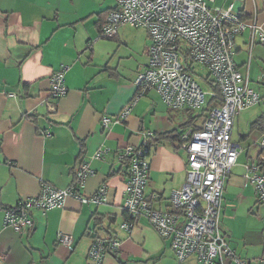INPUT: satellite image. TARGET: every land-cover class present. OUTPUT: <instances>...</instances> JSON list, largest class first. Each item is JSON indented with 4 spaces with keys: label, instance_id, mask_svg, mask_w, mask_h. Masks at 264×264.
Segmentation results:
<instances>
[{
    "label": "crops",
    "instance_id": "obj_1",
    "mask_svg": "<svg viewBox=\"0 0 264 264\" xmlns=\"http://www.w3.org/2000/svg\"><path fill=\"white\" fill-rule=\"evenodd\" d=\"M116 5L117 0H0V264H89L96 238L121 243L104 264H176L170 242L146 218L132 231L120 227L127 220L123 203L128 166L119 154L126 146L142 145L146 133H153L146 196L157 197V209L169 210L172 191L187 175L180 134L200 128L205 116L170 108L154 89L140 90L135 81L148 65L151 40L144 29L130 25L121 26L113 38L101 36V25ZM231 5L247 19L256 16L264 29V0L219 4ZM236 44L238 69L249 75L254 89L264 91V46L249 49L247 34ZM63 67L68 92L55 99L50 79ZM136 98L125 121L112 122L107 129L102 125L104 116L116 120ZM170 133L179 139H170ZM254 146L257 157L260 148ZM99 150L107 151L94 158ZM84 159L95 174L81 192L93 195L106 183L107 203L70 197L62 209H33V228L23 233L4 225L7 209L40 193L42 182L70 186ZM59 233L72 236V243L60 244ZM181 264L199 263L190 257Z\"/></svg>",
    "mask_w": 264,
    "mask_h": 264
},
{
    "label": "built area",
    "instance_id": "obj_2",
    "mask_svg": "<svg viewBox=\"0 0 264 264\" xmlns=\"http://www.w3.org/2000/svg\"><path fill=\"white\" fill-rule=\"evenodd\" d=\"M243 1V0H241ZM217 0H117L101 27V36L113 38L123 25L144 29L151 40L148 65L138 73L136 85L142 92L154 89L172 109L204 113L200 128L189 127L180 134V146L187 154L186 180L172 191L170 209L155 207L154 197L146 196L150 175L147 158L153 133H146L140 146H126L119 154L127 163L125 198L127 220L120 225L132 231L140 218H146L157 233L170 242L180 264L195 257L199 264H264V257L240 258L222 233L220 217L226 178L238 163L241 144L233 140L237 115L264 102V91L251 86L249 75L238 69L235 55L237 38L247 34L248 48L264 46V29L256 16L244 19L233 6L215 5ZM66 67L51 76L50 95L60 98L68 92ZM201 81L210 87L206 91ZM264 86V74L260 77ZM209 96V100H208ZM137 98L116 120L103 117L107 129L112 122L125 121ZM212 102V104H211ZM256 144L264 151V133ZM99 150L94 158H102ZM244 177L253 185L257 201L264 206V153L246 164ZM95 170L82 160L74 181L66 188L42 182L40 193L20 201L6 211L4 225L18 233L33 228V209L44 212L65 207L68 198L81 203H107L108 185L102 184L93 195L81 192ZM264 223V215H263ZM72 236L59 233L58 242L72 243ZM118 239L96 238L89 250L91 264H104L109 252L120 249ZM4 255L0 253V263Z\"/></svg>",
    "mask_w": 264,
    "mask_h": 264
},
{
    "label": "rangeland",
    "instance_id": "obj_3",
    "mask_svg": "<svg viewBox=\"0 0 264 264\" xmlns=\"http://www.w3.org/2000/svg\"><path fill=\"white\" fill-rule=\"evenodd\" d=\"M220 1L215 5H219ZM201 84L209 91L210 87L205 82L201 81ZM261 116H264V102L242 110L236 117L233 140L240 142L242 148L229 188L227 182L225 184L220 217L222 233L230 242L231 248L246 260L264 257V206L257 201L253 185L244 177L246 164L257 155L254 145L260 137L259 129H253L252 125ZM244 135H249L246 140H242ZM260 207L263 209L258 211ZM175 261L180 264L177 258Z\"/></svg>",
    "mask_w": 264,
    "mask_h": 264
},
{
    "label": "trees",
    "instance_id": "obj_4",
    "mask_svg": "<svg viewBox=\"0 0 264 264\" xmlns=\"http://www.w3.org/2000/svg\"><path fill=\"white\" fill-rule=\"evenodd\" d=\"M240 15H241L242 18L247 19L246 16H243L242 14H240ZM103 24H104V23H103ZM103 24H102V25H103ZM102 25H101V27H102ZM262 86H263V85H262ZM263 87H264V86H263ZM211 104H212V102H211ZM203 115L206 116L204 113H203ZM252 127H253V129L258 128L259 130L263 131V133H264V119L261 118L260 120H257L256 122L253 123ZM166 135L169 136L170 139H179V135H178V134L170 133V134H166ZM247 138H248V137L245 136V137L243 138V140H246ZM162 139H166L165 136L162 137ZM263 153H264L263 150H260V151H259V155H261V154H263ZM233 169H234V168H233ZM232 171H233V170H232ZM227 178H228V177H227ZM227 178H226V181H227ZM117 252H118V251H113L112 253H115V254H116ZM120 264H125V263L121 262Z\"/></svg>",
    "mask_w": 264,
    "mask_h": 264
}]
</instances>
